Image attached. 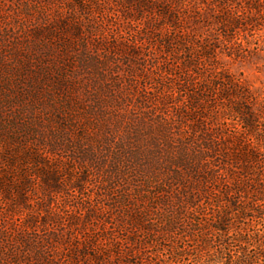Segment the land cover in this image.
<instances>
[{"label": "rangeland", "instance_id": "rangeland-1", "mask_svg": "<svg viewBox=\"0 0 264 264\" xmlns=\"http://www.w3.org/2000/svg\"><path fill=\"white\" fill-rule=\"evenodd\" d=\"M57 65L67 84L37 78ZM248 115L264 135V0H0V264H147L114 208L181 181L192 128Z\"/></svg>", "mask_w": 264, "mask_h": 264}, {"label": "trees", "instance_id": "trees-1", "mask_svg": "<svg viewBox=\"0 0 264 264\" xmlns=\"http://www.w3.org/2000/svg\"><path fill=\"white\" fill-rule=\"evenodd\" d=\"M74 32L80 34L81 27H74ZM84 41L81 45L88 49ZM36 75L51 78L56 85L68 83V75L59 65L43 67ZM248 117L244 130L236 124L230 133L207 129L195 135L192 128L195 147L177 161L181 181L176 179L168 190L157 192L155 202L135 204L124 199L120 208H114L119 232L132 231L124 237L129 242V256L144 257L147 264H163L159 252L165 251L167 262L177 263L187 256L190 243L200 239L205 248L192 249L199 251L197 264H264V135L252 136L248 127L256 128ZM48 153L55 156V145L46 154L52 160ZM25 154L34 165L40 162L39 149L34 155ZM40 170L49 174L45 168ZM167 237L183 246L161 248ZM151 250L155 253L149 255Z\"/></svg>", "mask_w": 264, "mask_h": 264}]
</instances>
